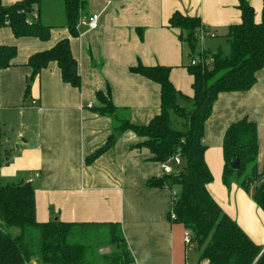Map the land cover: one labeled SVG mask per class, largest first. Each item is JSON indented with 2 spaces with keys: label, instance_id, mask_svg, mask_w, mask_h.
<instances>
[{
  "label": "crops",
  "instance_id": "0c3cea01",
  "mask_svg": "<svg viewBox=\"0 0 264 264\" xmlns=\"http://www.w3.org/2000/svg\"><path fill=\"white\" fill-rule=\"evenodd\" d=\"M19 1L1 0L3 6ZM246 1L259 24L263 0ZM237 6L238 0H88L83 15H98L99 27H79V35L72 37L65 26L63 2L42 0L34 14L52 27L48 41L15 38L10 29H2L0 44L15 47L17 54L12 67L0 70L1 185L33 187L37 223L57 218L63 223L119 224L134 264H204L192 243L185 245V228L171 221L178 189L147 185L163 173L146 149H133L141 138L126 131L97 159L90 163L86 159L105 145L116 125L113 118L95 111L100 106L97 93L108 94L117 118L137 127L146 126L160 112L159 86L131 73V68L138 64L170 68L175 90L192 96L180 32L168 27L171 16L198 18L210 34L199 43L200 50L227 55V30L241 21ZM63 40H68L78 65L79 89L62 82L56 63L36 75L27 65L31 56ZM178 104L186 105L180 99ZM241 120L256 127V164L261 173L264 65L251 89L218 95L201 139L212 176L209 195L263 250L264 211L252 200V190L245 191L235 175L229 187L222 182L223 137L231 124Z\"/></svg>",
  "mask_w": 264,
  "mask_h": 264
},
{
  "label": "trees",
  "instance_id": "16d2710c",
  "mask_svg": "<svg viewBox=\"0 0 264 264\" xmlns=\"http://www.w3.org/2000/svg\"><path fill=\"white\" fill-rule=\"evenodd\" d=\"M42 0H22L3 6L0 0V31L11 30L15 38L49 40L52 27L35 16ZM88 0H62L66 28L77 37V23L83 17ZM241 21L230 26L225 40L229 52L223 55L204 52L199 36L206 38L208 30L198 18L174 13L168 21L170 29L179 30V41L186 51L184 65L192 77L191 97L176 91L169 81L170 68H147L138 64L130 72L159 86L160 112L146 126L137 127L116 116L109 95L97 93L99 107L95 111L115 120V128L105 145L86 159L92 162L109 149L124 132L130 131L142 142L133 149H146L156 163L162 164L174 155L181 158L178 173L150 180L151 188L173 191L172 223L181 224L191 234V243L204 264H264L262 248L254 244L239 227L222 212L207 191L212 176L204 162L205 148L201 144L203 127L210 117L212 105L222 93H239L251 89L256 75L264 65V0L261 21L256 24L254 12L246 0H238ZM17 51L0 44V70L12 67ZM206 60L194 66L190 60ZM50 63H56L63 83L79 89L78 65L71 56L68 40L51 50L35 54L28 60L33 74ZM186 103L185 107L178 100ZM177 125L182 130L174 129ZM3 132L0 124V168ZM239 160L240 169L229 164ZM224 171L222 182L230 185L235 175L245 191L252 190L255 204L264 211V169L258 172L256 127L241 120L231 124L223 137ZM174 192V191H173ZM170 214V218H171ZM191 245V244H190ZM103 249L108 252L102 253ZM0 264H134L119 224L63 223L59 220L37 223L34 189L29 183L2 186L0 183Z\"/></svg>",
  "mask_w": 264,
  "mask_h": 264
},
{
  "label": "built area",
  "instance_id": "2783aa9c",
  "mask_svg": "<svg viewBox=\"0 0 264 264\" xmlns=\"http://www.w3.org/2000/svg\"><path fill=\"white\" fill-rule=\"evenodd\" d=\"M98 25H99V16L96 14H90V15H85L79 18L78 23H77V28L82 27V28H86L87 30H96L99 27ZM209 35L210 34L208 33L207 36ZM204 39L205 37L203 36V34H201L199 36V43H201ZM209 62H211V60L209 59H206V60L191 59L190 60V64L192 66H194L197 63L207 65ZM31 104L34 105V102H32ZM88 107L90 108L91 106L88 105ZM180 165H181L180 156L174 155L169 160L161 164V170H162L163 175H171V174L178 173ZM171 219H174V216L172 214H171ZM184 243L187 246L191 244V234L187 231H185V234H184ZM262 253H264V248L261 251V254Z\"/></svg>",
  "mask_w": 264,
  "mask_h": 264
},
{
  "label": "rangeland",
  "instance_id": "374dc122",
  "mask_svg": "<svg viewBox=\"0 0 264 264\" xmlns=\"http://www.w3.org/2000/svg\"><path fill=\"white\" fill-rule=\"evenodd\" d=\"M58 2H59V4L61 5L62 4V1L61 0H58ZM45 7L48 9V7H47V5H45ZM55 10H57V9H55ZM82 28V27H81ZM188 59V57H187V53H186V51L184 50V52H183V65H186L187 64V60ZM173 127H174V129H177V130H182L181 128H179L177 125H173ZM181 167H182V165H180V167H179V170L181 169ZM238 181V180H237ZM174 191L176 192L177 191V189H174ZM109 250L108 249H103L101 252L103 253V252H108Z\"/></svg>",
  "mask_w": 264,
  "mask_h": 264
},
{
  "label": "water",
  "instance_id": "95a60500",
  "mask_svg": "<svg viewBox=\"0 0 264 264\" xmlns=\"http://www.w3.org/2000/svg\"><path fill=\"white\" fill-rule=\"evenodd\" d=\"M33 9H36V7L33 6ZM229 167L233 171H238L240 169L239 160L237 158H233L232 161L229 164ZM53 221L56 222V221H58V219L54 218Z\"/></svg>",
  "mask_w": 264,
  "mask_h": 264
}]
</instances>
